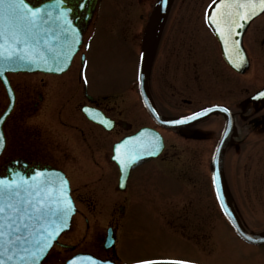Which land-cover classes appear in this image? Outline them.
<instances>
[{"label":"rangeland","instance_id":"rangeland-1","mask_svg":"<svg viewBox=\"0 0 264 264\" xmlns=\"http://www.w3.org/2000/svg\"><path fill=\"white\" fill-rule=\"evenodd\" d=\"M105 2L96 37L87 53L89 90L93 95L111 93L112 88L120 86H125L124 88L131 92L130 86L135 82L137 72L140 15L146 14L149 10L147 0ZM181 2L182 0H179L177 3L179 9L172 13L176 23L168 30L194 31L196 28L192 21L195 18L189 16L191 13ZM180 10L184 11V15L178 14ZM202 56L206 57V60L209 57ZM210 58L216 62L205 66V69L202 66L204 62L195 60L196 64L185 71L189 77L186 85L189 86L191 100H198L193 96V91L200 82L211 81L209 85H212L214 81L220 84L219 81L226 82L230 79L228 72L221 67L223 65L219 63V58L216 56ZM260 62L264 63V59ZM160 72L154 69L153 75ZM164 72L166 76L159 81L170 83L169 66ZM234 80L232 77V81ZM239 82L242 85L250 84L249 77ZM183 84L184 76L179 80L180 88ZM252 86L255 85L252 83ZM167 89L165 83L161 91L166 99ZM129 92L125 91L124 95L129 97L134 95ZM208 95L215 99L219 97L223 99L224 96L232 100L227 98L226 92L223 96H218L217 89L208 91ZM234 96L238 100L242 94L238 92L234 93ZM196 107H198L196 104H185L174 109L186 110ZM45 110L46 108L43 109ZM31 121L40 122L38 118ZM201 127L204 130L201 139H191L185 143L176 141L180 146L189 144V150L185 155L181 152L186 171L182 168H173L170 172L174 175L189 176V182L184 183L185 192L178 191L179 184L172 177L151 174L156 169V163L153 160L149 161L135 174V179L145 173L149 175V178H143L142 181L143 185L144 180H148L144 183V192L132 196L133 202H138L139 198L142 202H138L128 214L120 215L118 211H113L124 195L116 186L117 177L114 179L109 175L108 167L95 166L92 163L82 165L79 162L78 166L67 168L69 174L73 175L75 194L83 204L72 229L64 238L67 241L78 240L87 247L86 249H90L91 242L99 241L97 236L108 224H117L118 236L121 239L118 255L126 261L171 256L204 264H264V244L251 245L238 239L222 217L215 201L209 181L207 160L208 141L216 136L219 120L211 118ZM238 144V147L234 145L228 149L230 188L241 219L250 230L260 231L264 229V214L257 209L264 210V130L250 131ZM79 151L80 159H89V153L83 151L81 146ZM178 164L181 162L174 161V167L181 166ZM94 178L98 181H94ZM150 182H153L155 187ZM131 192L130 187L128 194ZM125 201L129 203L128 198Z\"/></svg>","mask_w":264,"mask_h":264},{"label":"flooded vegetation","instance_id":"flooded-vegetation-1","mask_svg":"<svg viewBox=\"0 0 264 264\" xmlns=\"http://www.w3.org/2000/svg\"><path fill=\"white\" fill-rule=\"evenodd\" d=\"M75 1L76 5L86 3L87 6V9L77 11V23L84 30L83 44L85 45L94 34L96 13L102 0ZM178 2L179 0H172L169 14L152 57L149 80L151 84L150 93L154 104L159 113L164 116H182L192 112L191 109L175 110L174 108L185 104L192 105L195 102L203 103L206 102L203 101L206 99L211 100L213 96L208 95V91L212 92V89H217L218 96L222 95V88H217L214 83L209 86L200 82L193 91V96L198 101L189 99V86L186 85L189 82V77L185 71L190 70L196 64L195 60L204 62L202 66L205 69L208 65L216 62L211 61L210 56H216L219 58V63L223 65L221 67L230 70L231 68L223 59L224 51L229 48L228 53L246 54L249 60V67L246 70H248L250 84H230L225 87L227 98L233 100L232 103L226 102L234 117V131L229 142L231 146L237 145L238 147V143L243 141L250 131L264 130V98L258 102L246 101V97H250L264 87V63L260 62L264 59V13L245 23L243 28L235 29L234 34L227 37L224 42L220 39L221 37L219 38L215 34L211 25L206 21V13L212 0H182L181 3L191 13L189 16L195 18L192 23L196 30L169 31L168 28L176 23L172 13L179 9L177 8ZM175 12L174 17H176ZM180 13L184 15V11L180 10L178 14ZM145 17L146 14L140 15V36L142 35ZM233 41H236L235 45ZM202 55L209 57L206 60V57L204 58ZM168 66L170 83L165 82L168 88V99H166L161 91L165 83L159 80H163L166 76L164 69ZM154 69L161 72L153 75ZM75 70L77 72L74 71L73 73L72 70H69V72L67 71L62 75L46 73L21 75L15 73L14 77L11 78L17 92L20 94L19 97L23 99L26 105L21 106L23 108L21 113L25 114L23 117H18L17 114L10 115L13 129L10 135L12 148L7 154L8 159L21 160L29 164V167L36 165L55 166L65 171L67 175L69 174L67 168L74 165L78 166L79 162L82 165L86 163H92L95 166L104 164L109 166L108 173L111 176V172H116V165L111 160V143L116 138L118 139L130 132L139 122L148 119L150 124L162 132L165 148L161 158L168 161L176 157L181 164L184 162L182 155H185V152L189 150V144L180 146L176 141L185 143L189 139L190 133L191 136L194 134L191 130L202 124L201 122L208 121L211 116L219 120V128H222L225 123V116L222 113H217L193 125L182 128H167L154 122L144 111L142 105H138V102H136L133 112L130 113L127 110V101L123 99L124 97L120 101L116 100L112 103L102 101L99 98H91L88 103L103 109L114 120V124L110 129H106L101 125L90 122L91 124L87 129L80 128L78 124L80 110L78 107L83 102L80 85L83 80V72L81 73V68ZM183 76L184 84L180 88L179 80ZM199 79L201 80V77ZM252 83L255 86L251 87ZM0 87L2 86L0 85ZM208 88L210 90H207ZM0 90L2 91L1 88ZM238 92H246V96L239 102V106L238 100L234 98V93ZM44 108H46L45 111H43ZM36 118L40 122L31 121V119ZM80 146L83 151L89 153V159L79 158ZM69 177H73L72 173ZM95 180L97 178H94ZM117 203L119 204V202ZM117 207L115 206L113 211ZM99 246L104 247L102 242ZM64 252H66V249H63V251L58 249L52 255V258L61 261L64 258Z\"/></svg>","mask_w":264,"mask_h":264},{"label":"snow or ice","instance_id":"snow-or-ice-1","mask_svg":"<svg viewBox=\"0 0 264 264\" xmlns=\"http://www.w3.org/2000/svg\"><path fill=\"white\" fill-rule=\"evenodd\" d=\"M162 2L166 3L167 0ZM63 3L64 0H56L58 8ZM79 7H86V3H80ZM66 11L67 9L61 12V17H64ZM261 11H264V0H212L206 13V21L216 29L222 40H226L234 34L235 29L243 28L246 22ZM51 20L47 6H29L28 0H0V78H3L7 71L15 70L11 67L13 65H47L48 57L45 51L52 54V60L58 64L70 60L72 45L79 44L80 38L75 30H71L69 42L67 35L69 29L65 27L63 29L65 50L54 52L47 40L50 31L43 27ZM63 23L67 25L70 22L64 17ZM235 43L236 41H233L234 45ZM143 55L144 53H141V56ZM67 67L68 64L65 63L64 67L57 66L51 70L62 72ZM84 83H87L86 79ZM259 95L264 96V92ZM210 110H202L169 123H186ZM224 111L227 112L228 109ZM104 123L110 126L108 122ZM137 145L138 142L133 137L116 145V152L119 153L116 159L122 171L139 159L134 155ZM4 147L5 136L0 133V152ZM152 147L158 151L159 142H154ZM150 154L155 155L156 152ZM41 176V172H36L30 185L0 179V264L6 262L43 264L62 228L67 227L68 218L74 211L69 194V182L64 178L57 181L51 178L39 180ZM215 182L216 173L213 174V184ZM45 185L48 187H44ZM88 260L91 264H97L92 257H88ZM68 264H74V261H68ZM133 264H194V262L177 257L159 256L141 258L135 260Z\"/></svg>","mask_w":264,"mask_h":264},{"label":"water","instance_id":"water-1","mask_svg":"<svg viewBox=\"0 0 264 264\" xmlns=\"http://www.w3.org/2000/svg\"><path fill=\"white\" fill-rule=\"evenodd\" d=\"M30 6V5H29ZM42 6H47V10L50 13L52 20L49 24L43 26L46 27L50 32H52L53 34H57L60 29L63 33V29L65 27H67L70 30H75L72 21L68 18V11L64 12V17L67 18V20L70 22L69 24L65 25L63 23V19L64 17H61V12L66 8V6L64 4L60 5L59 8L56 6V0H51L49 2H47L46 4L42 5ZM157 15V12L155 13V16ZM59 18V19H58ZM155 20H150L149 25L146 29V34H145V38H146V52L147 54L149 53V51L151 50V47L153 45L154 39L156 37L157 31L159 30L158 28V24L159 22H154ZM154 23V24H153ZM69 37V36H68ZM69 42H70V37H69ZM66 41L61 38L60 40V44L61 45H65ZM75 51H73L72 53H69L70 55V59L72 57V54ZM69 61H65V62H60L61 65H64L65 63L69 64ZM31 65V66H30ZM33 65L35 64H22V65H13L11 66L12 68H14L15 70H28L31 69L33 67ZM36 68H40V64L39 65H35ZM145 73V67L142 69V74ZM143 85L145 87V83L143 82ZM146 89V88H145ZM145 93V92H144ZM146 99H144L145 101ZM156 135V134H155ZM154 134H152L151 132H148L146 130H142L130 137L135 138V141L138 142L137 145V150L134 153V155L138 156L139 159H136L133 163L129 164L128 166H126L122 173V183L127 179V176L129 174V171L131 168L135 167L137 164L142 163L143 161H146L152 157H155L156 155L159 154V152L161 151L162 148V140L160 139V137H158L157 135L155 136ZM129 137H126L125 139H123L121 142H119L118 144H122V142L127 141ZM154 142H159L160 144V149L157 151L154 147H152V144ZM131 143V142H130ZM222 148L220 147V149H217L214 155V160L212 163V171L213 174L216 173V182H215V188H216V192L219 198V201L221 203L222 209L225 213V215L228 217V219L230 220V222L232 223V225L234 226L235 230L242 235L245 239L254 242V243H261L264 242V233L262 235L259 236H254L251 235L249 233H247L244 228L242 227L236 213L234 212V209L232 207V204L230 202V199L228 197V194L226 192L225 187L223 186V182H222V178H221V158H222V152H221ZM116 152V149H115ZM152 152H156L155 155H151L150 153ZM116 154L118 155L119 153L116 152ZM117 160V159H116ZM117 162L119 163V161L117 160ZM6 181L10 182L9 180L5 179ZM48 187V185L46 186ZM70 220V216L68 218L67 221V225L69 223ZM63 229V228H62ZM248 237H251V239H248ZM79 264H91V262L86 259L85 261H80ZM97 264H105L103 262H99L97 261Z\"/></svg>","mask_w":264,"mask_h":264}]
</instances>
